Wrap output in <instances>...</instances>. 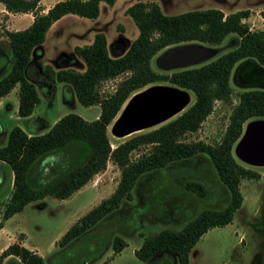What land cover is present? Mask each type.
Wrapping results in <instances>:
<instances>
[{"label": "trees", "instance_id": "obj_1", "mask_svg": "<svg viewBox=\"0 0 264 264\" xmlns=\"http://www.w3.org/2000/svg\"><path fill=\"white\" fill-rule=\"evenodd\" d=\"M0 1L8 11L34 12L33 21L28 26L6 30L11 66L0 78V96L19 83L18 115L27 117L39 101V94L33 81L26 76V69L32 54L39 56L43 53L42 43L47 29L67 13L97 17L100 2L111 5L115 0H57L46 12L39 11V0ZM126 12L137 25L138 35L131 41L119 36L118 44L123 42L120 52L112 54L105 33L97 31L91 43L75 45L72 52L60 53L53 65L45 66V74L50 80L63 82L84 105L100 104V113L94 119H86L76 112H67L42 132H39V125L38 130L35 127L31 134L18 125L9 130L6 141L0 144V159L13 169L14 188L5 203L2 219L22 210L31 200L47 195L69 196L104 169L111 159L121 168L116 188L62 234L58 243L64 246L99 221L108 219L122 202L132 199L138 180L146 175L155 176L157 171L164 173L169 167L204 154L228 190V203L221 208L201 209L180 229L164 228L145 236L134 249V254L144 264H189L191 248L201 235L213 226H222L233 220L243 200L240 180L260 176L257 170L236 159L233 146L251 117H264V88L252 87L238 92L226 130L217 143L185 141L183 136L199 128L216 100L231 102L230 76L238 61L251 57L264 66V29L252 30L243 21L248 9L225 14L218 7H208L167 14L157 2L137 0L126 8ZM261 15L264 17V9ZM230 33L237 35L233 47L212 60L165 72L157 71L151 65L152 56L167 45L191 40L217 44ZM78 63L84 64L83 70L74 68ZM122 73L126 75L115 90L103 96L99 84ZM162 81L192 91L193 102L171 120L112 146L108 125L126 99L146 85ZM71 143L80 145L81 152L77 162L64 173L43 183L30 175L31 167L39 157ZM141 145H149V149L132 159L131 152ZM184 186L200 195L205 194V186L201 182L189 180ZM135 210L136 206L134 213ZM126 244V240L116 235L112 242L114 252H120ZM1 255H14L23 264H47L39 252L19 240L9 243Z\"/></svg>", "mask_w": 264, "mask_h": 264}, {"label": "rangeland", "instance_id": "obj_2", "mask_svg": "<svg viewBox=\"0 0 264 264\" xmlns=\"http://www.w3.org/2000/svg\"><path fill=\"white\" fill-rule=\"evenodd\" d=\"M135 1L137 0H117L112 5L102 2L100 13L94 18L68 13L49 31L43 45V53L39 56L32 54L31 62L26 69V76L33 81L37 88L39 101L35 104L30 117H21L14 109L0 110V131L4 130V133L0 134V143L5 140V131L15 125L24 129L31 127L37 129V125H39L41 127L39 130L45 131L54 123V119H58L67 112H76L86 119L95 118V115L100 111V104H82L75 93L71 89H67L63 82L50 80L45 74L44 68L47 64L53 65L54 59L60 53L72 52L75 45L89 42V37L97 30L105 33L112 54L120 52L123 42L118 44L119 36H125L131 41L138 35L137 25L126 12V8ZM142 1L157 2L162 11L167 14L208 7H221L226 14L240 9H248L249 13L243 18V21L252 30L264 29V17L261 15V10L264 9V0ZM3 12L5 11H0V78L9 71L11 66V50L6 30L25 27H20L15 23L18 19L23 20L22 17H19L21 16L19 12L12 11V14ZM236 38L235 33H230L217 44L196 40L179 42H200L216 48V52L206 60L184 67L195 66L214 59L219 54L231 49ZM172 45L163 47L152 56L151 65L155 70L165 72L184 68L183 66L163 68L158 65V56ZM54 68L57 67L54 66ZM74 68L83 70L84 64H75ZM233 70L230 76V84L233 89L231 102L216 100L213 109L199 128L184 134L185 141L202 140L213 144L220 141L228 125L232 107L238 100V92L243 89L259 87L240 82L238 76H233ZM125 75L122 73L103 80L99 84L101 94L104 96L113 92ZM157 83L173 85L168 81ZM15 85L14 93L19 90V83ZM188 92L189 101L181 111L153 126L117 138L111 132L113 124L110 123L108 134L112 146L136 133L150 130L176 117L194 100L192 91L188 90ZM254 118L264 119L263 116L250 119ZM148 149L149 145H141L131 152L130 157L137 158ZM80 150V145L71 143L45 154L34 162L30 175L37 182L40 181L39 183L55 179L77 162ZM233 153L240 163L257 170L260 176L257 178L243 177L240 180L243 200L241 206L235 211L233 220L222 226H213L204 232L191 248L189 264H264V165L244 162L236 155L234 146ZM153 176L146 175L138 180L132 191V199L122 202L117 211L110 214L108 219L99 221L93 228L64 246L58 243L62 234L79 217L108 197L116 188L121 177V168L111 159L108 160L104 169L95 173L69 197L47 196L44 199L31 201L14 215L9 225L15 227L20 222L26 233L27 244L34 245L47 264H144L136 257L134 249L140 245L145 236L164 228L180 229L201 209L205 207L221 208L229 200L228 190L219 180L211 160L204 154L184 161L183 164L169 167L164 173L157 171L154 178L151 179ZM189 180L201 182L205 186V194L200 195L197 191L185 188V182ZM9 184L6 174L0 187V207L6 200L8 195L6 193H9L7 192ZM116 235L121 236L127 242L120 252H114L112 246ZM18 237L20 240L23 234H19ZM5 239L6 236L2 235L0 246L5 243ZM1 252L0 264H14V261L17 262L16 264H23L18 257L3 256Z\"/></svg>", "mask_w": 264, "mask_h": 264}, {"label": "water", "instance_id": "obj_3", "mask_svg": "<svg viewBox=\"0 0 264 264\" xmlns=\"http://www.w3.org/2000/svg\"><path fill=\"white\" fill-rule=\"evenodd\" d=\"M215 52L216 48L200 42L177 43L166 48L158 56L157 63L163 68L184 67L206 60ZM233 76H238L239 81L247 83L246 85L264 88V66L253 58L239 62L234 68ZM172 87L179 86L155 83L133 92L112 120L113 130L118 135H127L137 128L153 124L175 113L183 106V101L175 100L170 89ZM179 88L184 91L189 101L188 89ZM250 121L252 122L246 128L243 126L234 149L240 159L255 165L264 163V119L254 118Z\"/></svg>", "mask_w": 264, "mask_h": 264}, {"label": "crops", "instance_id": "obj_4", "mask_svg": "<svg viewBox=\"0 0 264 264\" xmlns=\"http://www.w3.org/2000/svg\"><path fill=\"white\" fill-rule=\"evenodd\" d=\"M57 0H39L38 1V5H39V8H41L39 11L40 12H46L47 11V9L54 3V2H56ZM117 0H115L114 1V3L116 2ZM102 2H100V7H101V4ZM113 3V4H114ZM112 5V4H111ZM220 9H222L221 7H220ZM5 11V12H3V13H8V14H12V11H8L6 8H5V6H4V4L0 1V11ZM17 12H19V15H21V16H19V17H22L21 19H23V20H20V19H18V20H16L15 21V23L17 24V25H20V27H26V26H28L32 21H33V18H34V12L33 11H17ZM68 14V13H67ZM67 14H65V15H67ZM226 14V13H225ZM65 15H63V16H61L60 18H58L57 20H55L52 24H51V26L47 29V31H46V35H45V39H44V41H43V43H42V47H43V45H44V43H45V40H46V38H47V35H48V33H49V31H51L54 27H55V25L56 24H58L64 17H65ZM98 31V30H97ZM97 31H94L93 33H92V35L89 37L90 39H89V42H85V43H83V44H88V43H91L92 42V40H93V38H94V35H95V33L97 32ZM242 60H244V59H242ZM242 60H240V62L242 61ZM239 63V62H238ZM237 63V64H238ZM237 64H236V66H237ZM234 68V67H233ZM234 71V70H233ZM16 87H17V85H15ZM15 86L13 87V88H11V90L8 92V93H6L5 95H2V96H0V110H4V109H6V110H8V109H14L15 110V112L18 114V104H19V96H18V91L16 92V93H14V88H15ZM18 89H19V87H18ZM99 113H100V111L95 115V118L99 115ZM31 115V114H30ZM30 115L28 116V117H30ZM22 117V116H21ZM55 120H57V119H54V121L53 122H55ZM35 127H31L30 129H24L28 134H31V133H33V129H34ZM47 130V129H46ZM42 131H44V130H41V131H39V132H42ZM8 132H9V130L7 131H5V134H4V142L6 141V138H7V135H8ZM1 133H4V130H1L0 131V134ZM3 142V143H4ZM3 143H0V144H3ZM8 175V178H9V182H10V184H9V188H8V191L7 192H9V193H6V194H8L7 196H6V200L3 202L4 203V205H3V203H2V205H1V207H0V221H1V223H0V238H1V236L3 235H5L6 236V239H5V243L3 244V245H1L0 246V251H2L3 249H5L6 247H7V245L9 244V243H11V242H13V241H16V240H19V237H18V235L19 234H23V237L19 240V241H21V243L22 244H24L25 246H27V247H29L30 249H33V250H35V251H37V249L34 247V245H28L27 244V242H26V233L23 231V229H22V227H21V225H20V222H18V225H16L15 227H11L10 225H9V222L12 220V218L14 217V215H16L17 213H19L20 211H17V212H14L12 215H10L8 218H5V219H2V212H3V209H4V207L3 206H5V203L7 202V200L9 199V197H10V195H11V193H12V190H13V188H14V173H13V169L10 167V165L6 162V161H4V160H2V159H0V187H1V185H2V183H3V179H4V177H5V175ZM83 186V185H82ZM81 186V187H82ZM80 187V188H81ZM79 189V188H78ZM78 189H76V190H78ZM76 190H74L72 193H74ZM72 193L70 194V195H72ZM69 195V196H70ZM47 196H52V195H47ZM47 196H45V197H47ZM69 196H67V197H69ZM45 197H43V198H39V199H44ZM52 197H55V196H52ZM66 198V197H65ZM35 200H38V199H35ZM31 201H34V200H31ZM31 201H29V202H27L26 204H28V203H30ZM25 204V205H26ZM24 205V206H25ZM24 208V207H23ZM12 230H15V231H12Z\"/></svg>", "mask_w": 264, "mask_h": 264}, {"label": "bare ground", "instance_id": "obj_5", "mask_svg": "<svg viewBox=\"0 0 264 264\" xmlns=\"http://www.w3.org/2000/svg\"><path fill=\"white\" fill-rule=\"evenodd\" d=\"M161 85H165V84H161ZM170 89H171V93H172V95L174 96V98H175L176 101H179V102L183 101V106H182L181 108H179V110H177L175 113L169 115L168 117H166V118H164V119H162V120H160V121H157V122H155V123H153V124H150V125H147V126H143V127L137 128L135 131L142 130V129L147 128V127H149V126H153V125H155V124H157V123H159V122H161V121H163V120H166L167 118H169V117L173 116L174 114L178 113L179 111H181V110L185 107L186 103L188 102V98L184 95V91H183L181 88H179V87H172V88H170ZM127 101H128V100H127ZM249 122L251 123L252 121L248 120V121L246 122V124H245V128H246V126L248 125ZM254 123H255L256 125H258L257 122H254ZM112 127H113V126H112ZM135 131H132V132H135ZM115 133H116V132H115ZM116 134H117V133H116ZM127 135H128V134H127ZM120 136H126V135H120ZM241 160H243V159H241ZM243 161H244V160H243ZM244 162H247V161H244ZM247 163H249V162H247ZM249 164H254V163H249ZM255 165H264V163L255 164Z\"/></svg>", "mask_w": 264, "mask_h": 264}, {"label": "flooded vegetation", "instance_id": "obj_6", "mask_svg": "<svg viewBox=\"0 0 264 264\" xmlns=\"http://www.w3.org/2000/svg\"><path fill=\"white\" fill-rule=\"evenodd\" d=\"M111 132L117 137V138H122L124 136H120L118 134L115 133V131L113 130V127H111Z\"/></svg>", "mask_w": 264, "mask_h": 264}]
</instances>
